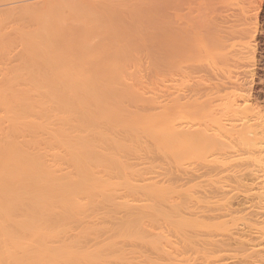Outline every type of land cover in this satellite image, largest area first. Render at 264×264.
Wrapping results in <instances>:
<instances>
[{"label":"rangeland","instance_id":"obj_1","mask_svg":"<svg viewBox=\"0 0 264 264\" xmlns=\"http://www.w3.org/2000/svg\"><path fill=\"white\" fill-rule=\"evenodd\" d=\"M42 79L48 90L57 79L94 86L75 91L68 82L71 95L59 83L66 104L91 113L82 121L69 107L81 118L70 120L82 122L77 132L94 137L82 136L81 147L98 167L88 161L97 174L89 184L86 154L73 149L87 168L82 188L94 192L78 182L72 196L82 207L68 217L99 214L87 229L104 258L87 264H264V221L255 215L264 188L256 176L264 168V0H0V94H29ZM77 91L95 107H80ZM73 173L66 177L82 180ZM60 182L73 191V181ZM93 202L99 207L87 208Z\"/></svg>","mask_w":264,"mask_h":264},{"label":"bare ground","instance_id":"obj_2","mask_svg":"<svg viewBox=\"0 0 264 264\" xmlns=\"http://www.w3.org/2000/svg\"><path fill=\"white\" fill-rule=\"evenodd\" d=\"M3 6H6V4H3ZM42 80H41V82H42ZM48 80H46V81H48ZM72 80L70 79V81H69L66 79V81L63 80L64 83H61L63 81L57 82L58 81V79H57L56 83H55V80H53L52 84L55 83V85L57 86V84L61 83L63 86V87L61 86L62 92H63V90L65 88H67L65 90H68V88L70 87L68 82H73ZM41 82L37 80V84H39ZM43 82H44V80H43ZM65 82L68 85L67 84L64 85ZM80 82H81V80L78 82H73V83H76V85H77V86L75 85V87H76L75 91L78 89V85L80 88L82 87L81 89H86L84 87H87V86H84V85H89V83H91V82L88 83L87 80H85V82H87V84L84 83V81H82L83 83L82 82L80 83ZM44 83H41V84H44ZM73 83L72 84L70 83L72 85L71 86L72 89H74ZM77 83H80V84H77ZM33 84L31 83V87ZM41 84H39V87H37V85L35 84L36 85L35 87H37L38 91L36 89L34 91L33 88H32L33 90L30 89L31 91H33V92H31L32 94L31 93L28 94L27 92H24V94H22L23 92H21L20 94H17V93H19V92H17L18 90H16V94H12V93L11 94H6V93L0 94V264H87L88 261H92V258L97 259L99 257V255H98L99 250L97 251L98 254H96V252L94 254V251L97 250L99 244L101 245V243H99L100 240L98 241V237L95 235L96 233L93 235L94 231L92 232V235H91V233L89 234V231H88V229H90V227H91V229L94 226L96 228V224L99 223L98 222L99 221L98 220L99 219L98 211H96L97 212L96 213V212H94L95 210L93 211L92 207H90V206H93V207L95 206L94 202H93V205H89L90 203L92 204V202L86 201V202H90L89 204L86 203L89 205L88 207L86 205V207L91 208L93 213L88 212V214H85V209L83 208V211H81V212H84L85 215L82 213L80 216V211L77 208L76 210L79 211V214L76 210H74V211H76L75 215L77 214V216L72 215V218L68 217V216H71V214L69 212L72 213L73 209L81 206V204L78 205L77 201L74 200V199H76L74 196H76L78 193H79L78 195H80L82 190H83V193H85L86 190H87L86 193L94 192V191H92L93 189H90V187H91L90 185L87 186V187H89L88 189L82 188V184L84 182H86L82 178L85 179V177H86L87 182L89 181V184H90V179L88 177H91V174L94 172V171L93 172L91 171L90 167H92V166L88 165V161H90L91 159L89 160L87 154L90 156V153H87L88 150H86V148L81 147V145L83 143V141H81L82 136L84 137L86 135V133H90V131H89L90 129L89 130L87 129L89 132L83 131V132H85V135L83 132H81V134L78 133L77 130H80L82 122H81V125H79L80 122L78 121L79 122V124H78V122L76 120H79V119L81 120V118H83L82 121L85 120V118L82 117L83 113L85 114V116H87L88 113H90L88 110L90 108L87 106H89V105L91 106V104L94 103V101L92 102L91 99H93V98L95 99V97H93V96H95L97 94H94V95L92 94L93 98H88L89 97L88 95L90 94L88 89H91L92 87H94L92 85H89V88L87 89V93L82 90V92H84L86 94V96H85V94L83 95L82 99L80 97L81 95L78 96L79 90L77 91V93L74 92L75 93L74 97L76 96V98H77V96H78V98L81 101H83L84 96L86 99L88 98V100L90 99V101H91V104H90L89 103L90 101L87 102L88 100L86 101V99H84V101H86V103L84 102L86 106H84L83 105L84 103H82L78 98H77L78 100L76 98H74L77 100V102L78 101L80 102V103L78 102V104H81L80 107L83 106L84 108L85 107L88 108V109L85 108L82 110L79 107H77L78 105L75 106L76 104H74L72 102H69V103H72L69 105V103L67 101L68 104H66V101H65L66 95L63 94L64 92L61 93V90L59 92V89H61L60 84H59L60 88L55 87V85H53L54 86V88H53V86L49 83L51 85V89H50L51 92H49L50 90H48V88L50 87V86H48V83L47 84L45 83L46 85L43 86V87H45L44 89H43V87L40 88ZM93 85H96V84H93ZM46 86H48V88H46ZM65 86H67V87H65ZM41 89L43 91L45 90L46 92L44 91L45 93L44 92L40 93V91H42ZM46 89L48 90V92ZM57 89H58V91H57ZM72 89L69 90V94L71 93V95H73ZM81 89H80V93H82ZM92 90H93V88H92ZM13 91H10V92H13ZM94 91H95V88H94ZM34 92H38V93L35 94ZM91 93H93V91ZM71 95L70 96L68 95L69 96L68 99H70V97H72ZM90 96H91V94H90ZM72 99L73 98H71L70 101ZM64 101H65V103H64ZM72 101H74V100H72ZM65 104L68 107V110H67L68 116H67V112H66L67 107L65 106ZM73 104H74L75 108L77 107L75 109V111L78 113H82L81 115L78 113L74 114V115H77L78 117L80 116L81 118H79V119H78V117L74 118V115L72 114L73 112H71L74 109L73 110L69 109L70 106L73 108ZM94 104H96V103H94ZM93 106H91V107H93ZM78 108L82 112H79ZM86 111H88V113ZM69 113L72 114V116L70 115L71 118H69ZM66 118H68L67 123H65L67 121ZM87 118H89V117H87ZM74 119H76L75 120V123L77 122L76 125H75V123H73L74 124L73 125L72 122L70 121V120H73V122H74ZM93 119H92V121H93ZM62 121H65V122H62ZM64 123L66 124V126L64 125ZM88 123L86 125L83 123V127L85 126L86 128H88V127L90 128V126H88ZM68 125H70V127H68ZM71 125H73V126H71ZM74 126L78 129L76 130V128ZM72 127L76 130L77 134H79V135H76L79 140L77 139L76 136H72L70 134L71 130L74 132V129ZM85 127H84V130H86ZM81 130H83V128H81ZM91 132H93V131H91ZM69 134L71 135L70 139H69V137H70ZM89 136L84 137V138L85 139L89 138ZM64 137H67L68 140H66V138H64ZM72 137L73 138L75 137L77 139V142H76L75 138H74L75 140H73V142H72V139H73ZM91 137L94 138L93 135H91ZM60 140H66V142H64V143L61 141V143H63V146L65 145L64 148H61L62 145L60 147V143H59ZM91 140L89 139L90 142L97 144V142H94L95 140L94 141H91ZM74 141H75V143H74ZM68 142L71 144H69ZM78 142H79V144L82 142L80 145H77L80 147H75L76 146L75 144ZM93 143H92V145H95L94 147H96V144H93ZM85 144L87 146V144H88L87 141H86V143H84V145ZM70 145H72V148H70V149H72V152H69V149H67L68 146L71 147ZM92 145L88 146V147H90L89 150L91 148H93ZM73 149L78 150V151H79V149H81V150L84 149L85 151H87L85 153L84 150H82L79 153H80L81 157L85 154L87 156V157L86 156H83V157H85L86 160L87 159L88 160L86 161L84 158H82V161H85V163L87 162L86 166L88 165L90 168L89 169L90 171L88 170V173H86V174H88V176H85L86 174H84L85 173L84 169H87V168H85V165H84L83 170L81 169V168H83V164L78 165V162L79 163L81 162V158L79 157L80 156L79 153L77 151H74ZM73 151H74V154H73ZM92 151L95 153L94 150H92ZM92 151L90 150V152H92ZM81 152H84V154ZM70 153L73 156H71ZM75 153H78V155ZM94 153H91L92 159H93ZM68 158L69 159L73 158L74 160L72 159L73 160L72 161L70 159L71 160L70 161V160H68ZM75 158H76L77 162L75 161ZM79 158H80V160L78 161ZM96 158H97V156L95 153L94 159H96ZM66 160H68L67 162L69 163V165H64L65 163H63V162H66ZM74 161H75V163H77L78 166H76V167L70 166L71 162H73L72 163L73 165L75 164ZM92 161H94V160H91L89 162V164H91ZM67 162H66V164H67ZM62 163L64 166H68V168L70 166V168H72V169L74 168L75 170L74 169L70 170V168L68 170L67 167L62 166ZM263 163L264 162H262V164ZM91 165H96V167H97V163L96 164L92 163ZM260 167L262 168L263 165ZM76 169H78V170L80 169V171H76ZM92 169H93V167H92ZM262 169H261L262 171L259 170L260 172L257 175L256 174L255 175L257 176V179L259 180V181L257 180V182H260L262 187H263L264 186V168H262ZM83 171H84V173H83ZM54 172H56L57 174ZM66 172H68L70 174H71V172H74L73 176L74 175L76 176V174H79L78 177L79 176L82 177L83 175L85 177H82V178L79 177V180L82 179L83 181L82 180L81 181L76 180L77 184H78L77 185V184H74V183H76L75 177H73L71 180L68 179V178H71V175L70 174L67 175L68 173H66ZM80 172L83 173V175ZM86 172H87V170H86ZM89 173H91V174H89ZM52 174H54V175L56 174V175L54 177L53 176L49 177V175H52ZM63 174L65 177L66 176L68 177V178L66 177V179H68L67 181L65 180V178H63V179L60 178L58 180V177H60L59 175L62 176ZM195 174H196V172H195ZM94 175L97 176V174H92V176H94ZM196 176H198V175H195L194 177H196ZM78 177L76 179H78ZM202 177H204V176H202ZM55 178H57V179H55ZM177 178H176V180H177ZM181 178H183V175ZM189 178H191V177L189 176ZM184 180L185 179L183 178V181ZM60 181L69 183V184L65 183L66 186L71 185V182L73 181L72 182V188H73L72 190L73 191L70 190L71 193H70L69 189H67L68 187H66V190H68V193H70L71 196L73 194H75V193H73L74 191L75 192L78 191L77 194L72 196V198L74 197L73 199L71 198L70 194H69V199L66 197L67 192H66V190H64L65 185L62 184V182H60ZM78 182L81 183V188H80V184ZM181 183H182V181H181ZM260 183H257V184H260ZM73 184L75 185V187L77 185V190L75 189ZM87 184L88 183H86V185ZM86 185L84 184V187ZM261 185H259V186H261ZM259 186H257V188ZM69 188H71V186ZM79 188H80L81 192H79ZM262 189L263 190H261V191L259 190L260 192H258L259 194H257V196L259 195L257 197V198H259V201L257 199V201H256L257 204L255 205L256 207L254 206L255 211L258 214V215L257 214H255V215H256V217H258L260 219L261 222L264 221V188H262ZM89 190H91V191H89ZM200 192H201V190H200ZM83 193H82V196H83ZM96 193L97 192H95V195H97ZM215 193H217V192H215ZM89 195H91V194H89ZM82 196H78L79 199H85V198H83L84 196L83 197ZM92 196L93 195H91V197ZM85 197L88 199V197H90V196L86 195ZM192 197H196V195L192 196ZM95 198H96V196L93 197V199H95ZM70 199H71V201L73 200L72 201L73 203H71V201H69L70 204L68 205V203H67L68 201H66V200H70ZM102 201L103 200L101 199V202ZM79 202H80V200H79ZM81 202H82V200H81ZM75 203H77V204L74 205ZM95 204H96V202H95ZM64 205L66 207H64ZM84 205H85V203H84ZM68 206H69V208L72 207V208H70L72 211H70L69 208H68V211H67V209L65 210L66 213L61 211V210H64L65 208H67ZM73 206H75V207H73ZM96 206H98V205H96ZM100 206H102V204ZM201 208H199V209H201ZM99 209L102 210L103 206H102V209L101 208H99ZM87 210L89 211V209H87ZM203 210H204V208H203ZM193 211H194V209H193ZM196 211H198V210H196ZM67 213H69V215H67ZM101 214H102V211H101ZM196 214H199V213L196 212ZM203 217H204V215H203ZM254 218H255V216H254ZM108 228H111V226ZM84 230L88 231V232H86L88 235H83ZM263 240H264V238H263ZM261 242H262V240H261ZM91 254H94V256ZM102 257L104 258V256H102ZM102 257H99L98 259H100V258L103 259ZM92 262L95 263V261H92ZM92 262H89L88 264H90V263L92 264ZM102 263H103V261H102ZM258 263H260V262H258ZM97 264H99V261L97 262ZM260 264H262V263H260Z\"/></svg>","mask_w":264,"mask_h":264}]
</instances>
